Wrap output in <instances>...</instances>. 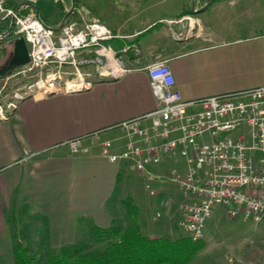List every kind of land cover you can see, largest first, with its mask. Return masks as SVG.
Masks as SVG:
<instances>
[{"label": "crops", "instance_id": "0c3cea01", "mask_svg": "<svg viewBox=\"0 0 264 264\" xmlns=\"http://www.w3.org/2000/svg\"><path fill=\"white\" fill-rule=\"evenodd\" d=\"M175 3L150 10L157 21L145 25L123 29L104 24L115 36L106 44L117 54V76L93 68L97 75L78 76L80 89L29 96L13 106L9 117H0V239L14 234L11 209L17 215L42 209L44 222L52 225L46 227L48 234L64 230V220L71 225L68 234L76 236L85 220L98 226L118 219V201L132 196L133 171L125 162L104 157L101 143L114 139L121 151L125 139L118 125L161 105L148 72L152 63H168L186 101L264 85V0ZM7 43L12 54L14 40ZM79 138L88 151L73 154L67 143ZM172 160L159 170L174 169ZM135 175L143 184V177ZM168 187L178 188L170 182Z\"/></svg>", "mask_w": 264, "mask_h": 264}, {"label": "built area", "instance_id": "2783aa9c", "mask_svg": "<svg viewBox=\"0 0 264 264\" xmlns=\"http://www.w3.org/2000/svg\"><path fill=\"white\" fill-rule=\"evenodd\" d=\"M37 1L0 0V28L4 29L0 41L24 37L29 47L30 62L17 68V74L78 62L101 68L103 61H115V68L104 69V75L120 73L117 54L106 44L115 36L104 24L89 21L78 31L63 24L61 31L57 30L47 26L40 13L31 8L30 2ZM92 49L96 58H78ZM148 72L161 105L151 113L120 123L123 149L118 151L116 140L106 139L101 143L102 155L112 163H127L131 171L143 177L144 189L153 197L165 192L166 183L176 184L187 198L180 206L179 225L195 242L201 241L198 232L205 231L217 204L227 206L230 217L263 221L264 85L186 101L167 62L152 63ZM81 87L70 84L66 89ZM67 144L73 154L88 151L80 138ZM179 157L187 162L184 174L176 169L168 173L159 170L164 161ZM230 262L243 264L232 258Z\"/></svg>", "mask_w": 264, "mask_h": 264}, {"label": "rangeland", "instance_id": "374dc122", "mask_svg": "<svg viewBox=\"0 0 264 264\" xmlns=\"http://www.w3.org/2000/svg\"><path fill=\"white\" fill-rule=\"evenodd\" d=\"M175 2L176 0H39L30 4L31 8L40 13L47 26L61 31L65 24L78 31L89 21H98L108 27L123 29L145 25L157 21L156 14L148 13L150 10L155 12L168 5L174 7ZM7 44V40L0 41V70L9 64L13 56ZM96 56V51L92 49L82 52L78 58L84 61L94 59ZM114 63L115 61L109 63L108 68ZM93 68L96 66L90 62H78L77 65H50L24 74H17L18 70H15L4 78L0 77V105L5 113L3 117H7L13 106H17L21 100L29 96L46 94L54 89H65L70 84L80 85L78 76H89L85 73L94 72ZM40 82L43 84H39ZM236 134L237 132L232 135ZM171 167L182 174L188 169L186 160L181 157L172 160ZM129 173L134 185L131 187L132 196L129 194L123 201H118L117 204L121 207L116 214L118 216L116 220L126 227L131 224L129 209L124 202L127 201L128 204L132 201L134 206L138 208L139 205L142 209L138 218L142 217L139 221L146 233L171 239L189 237L179 225L182 213L180 206L187 200L182 192L178 188L168 187L157 198L158 200H155L156 198L144 192L143 184L135 173ZM112 205L106 210H111ZM227 211V206L222 204L213 207L212 214L206 221L203 239L192 242L196 252L188 264H232L230 258L243 264H264V220L254 222L246 221L242 216L233 218ZM30 214L28 211H23L17 215L12 213V209L10 210L8 217L10 224L14 226V234L10 231L5 232L6 234L0 239V264H15V234L17 240L27 246L32 253L39 254L38 259H42V261L38 260L39 264H48L49 252L58 254L65 244L87 240L90 228L94 224L90 220L83 221L75 236L70 232L68 234L71 225L64 220L62 225L64 230L55 229L48 234L46 227L52 225L44 222L43 210L39 208L36 214ZM53 224L58 225V223ZM98 224L100 227L111 225L105 220Z\"/></svg>", "mask_w": 264, "mask_h": 264}, {"label": "trees", "instance_id": "16d2710c", "mask_svg": "<svg viewBox=\"0 0 264 264\" xmlns=\"http://www.w3.org/2000/svg\"><path fill=\"white\" fill-rule=\"evenodd\" d=\"M3 30L1 27L0 31ZM126 202L131 218L129 226L116 219L108 227L92 224L87 240L65 244L58 254L49 252L48 264H188L191 261L196 252L192 243L195 241L189 237L171 239L146 233L139 221L142 217L138 218L142 209L139 205L138 208L134 206L132 201ZM14 237L15 264H39L42 261L38 259V253H32L17 240L16 234Z\"/></svg>", "mask_w": 264, "mask_h": 264}, {"label": "water", "instance_id": "95a60500", "mask_svg": "<svg viewBox=\"0 0 264 264\" xmlns=\"http://www.w3.org/2000/svg\"><path fill=\"white\" fill-rule=\"evenodd\" d=\"M30 62L29 47L24 37L17 38L14 41L13 56L7 66L0 71V76L14 72L17 68Z\"/></svg>", "mask_w": 264, "mask_h": 264}, {"label": "bare ground", "instance_id": "6f19581e", "mask_svg": "<svg viewBox=\"0 0 264 264\" xmlns=\"http://www.w3.org/2000/svg\"><path fill=\"white\" fill-rule=\"evenodd\" d=\"M112 61H103L101 62V68H97V71L100 73V74H104V69H112V68H115L113 66H115V63L111 66V68H108L109 66V63H111ZM26 65V64H25ZM39 84H43L42 82H40ZM4 110L3 112H0V117H3L4 116ZM203 236H204V232H198V239L199 240H202L203 239Z\"/></svg>", "mask_w": 264, "mask_h": 264}]
</instances>
